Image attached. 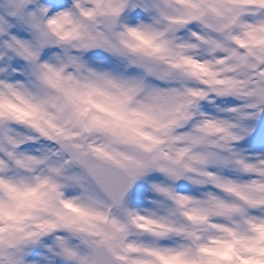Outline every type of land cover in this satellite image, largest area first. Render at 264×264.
I'll return each instance as SVG.
<instances>
[{"label":"snow or ice","instance_id":"snow-or-ice-1","mask_svg":"<svg viewBox=\"0 0 264 264\" xmlns=\"http://www.w3.org/2000/svg\"><path fill=\"white\" fill-rule=\"evenodd\" d=\"M0 264H264V0H0Z\"/></svg>","mask_w":264,"mask_h":264}]
</instances>
